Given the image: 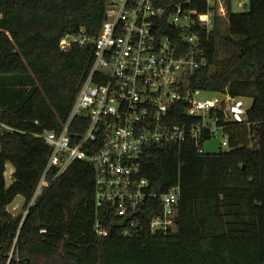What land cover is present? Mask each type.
Returning <instances> with one entry per match:
<instances>
[{"label": "trees", "instance_id": "obj_1", "mask_svg": "<svg viewBox=\"0 0 264 264\" xmlns=\"http://www.w3.org/2000/svg\"><path fill=\"white\" fill-rule=\"evenodd\" d=\"M106 4L0 0V119L16 131L0 133V264H264V0H247L240 12L227 1L226 18L202 45L206 65L190 78L194 90L251 100L243 123L226 124L228 149L199 154L187 142L149 147L140 158L152 192L179 183L174 234L123 237L114 208H95V173L84 161L57 178V168L48 172V187L28 208L50 156L35 136L60 132L93 62L92 45L64 52L59 43L67 35L94 40ZM85 130L73 121L72 144ZM18 197L24 215L14 216L8 207Z\"/></svg>", "mask_w": 264, "mask_h": 264}, {"label": "built area", "instance_id": "obj_2", "mask_svg": "<svg viewBox=\"0 0 264 264\" xmlns=\"http://www.w3.org/2000/svg\"><path fill=\"white\" fill-rule=\"evenodd\" d=\"M227 1L107 0L94 40L83 34L61 39L64 52L92 45L93 62L60 132L35 136L50 156L28 208L48 187V172L57 168V178L72 162L84 161L95 173V208H114L125 224L123 237L175 233L179 183L165 193L152 192L139 161L149 147L179 149L187 142L203 154V139L218 134L227 150L226 124L245 121L246 99L190 86L206 65L202 45L215 20L226 18ZM246 3L238 0L235 6L242 11ZM75 119L86 130L72 144L68 130ZM14 132L0 119V133Z\"/></svg>", "mask_w": 264, "mask_h": 264}, {"label": "rangeland", "instance_id": "obj_3", "mask_svg": "<svg viewBox=\"0 0 264 264\" xmlns=\"http://www.w3.org/2000/svg\"><path fill=\"white\" fill-rule=\"evenodd\" d=\"M238 0H233V6L235 12H240L235 6V2ZM243 2H246L247 0H241ZM244 105L247 109L251 106V100L246 99L244 100ZM222 142V135L218 134L217 136L211 137L209 140L203 143L202 145V153L203 154H218L220 151L224 152L226 151L225 148L221 147ZM12 167L10 164L6 165V173H5V179L6 184H10V174L12 173ZM17 205V206H16ZM22 207H23V200L18 197L14 200V202L8 207V211L13 214L14 216L20 215L22 213ZM24 215V213H22Z\"/></svg>", "mask_w": 264, "mask_h": 264}, {"label": "bare ground", "instance_id": "obj_4", "mask_svg": "<svg viewBox=\"0 0 264 264\" xmlns=\"http://www.w3.org/2000/svg\"><path fill=\"white\" fill-rule=\"evenodd\" d=\"M17 206V205H16Z\"/></svg>", "mask_w": 264, "mask_h": 264}]
</instances>
